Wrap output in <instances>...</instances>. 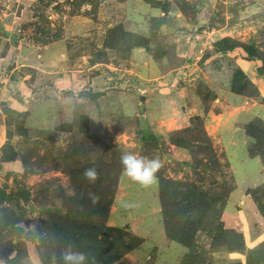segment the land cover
Listing matches in <instances>:
<instances>
[{
    "label": "rangeland",
    "instance_id": "obj_1",
    "mask_svg": "<svg viewBox=\"0 0 264 264\" xmlns=\"http://www.w3.org/2000/svg\"><path fill=\"white\" fill-rule=\"evenodd\" d=\"M0 187V264H264V0H0Z\"/></svg>",
    "mask_w": 264,
    "mask_h": 264
},
{
    "label": "clouds",
    "instance_id": "obj_2",
    "mask_svg": "<svg viewBox=\"0 0 264 264\" xmlns=\"http://www.w3.org/2000/svg\"><path fill=\"white\" fill-rule=\"evenodd\" d=\"M120 160L123 174L131 181L144 187L156 183V174L162 167V163L158 157L149 159L131 152H125L121 155ZM83 176L89 182L94 183L98 179L99 174L95 167H90L84 170ZM92 199L95 202L98 198L92 196ZM63 261L64 264H87L88 255L84 252L74 251L69 248L63 254Z\"/></svg>",
    "mask_w": 264,
    "mask_h": 264
},
{
    "label": "trees",
    "instance_id": "obj_3",
    "mask_svg": "<svg viewBox=\"0 0 264 264\" xmlns=\"http://www.w3.org/2000/svg\"><path fill=\"white\" fill-rule=\"evenodd\" d=\"M10 199H11V196L9 195L8 191L0 187V202H4Z\"/></svg>",
    "mask_w": 264,
    "mask_h": 264
},
{
    "label": "water",
    "instance_id": "obj_4",
    "mask_svg": "<svg viewBox=\"0 0 264 264\" xmlns=\"http://www.w3.org/2000/svg\"><path fill=\"white\" fill-rule=\"evenodd\" d=\"M141 124H142V129H143L145 132H147L149 126H148V120H147V118H146L145 116H142V117H141Z\"/></svg>",
    "mask_w": 264,
    "mask_h": 264
}]
</instances>
